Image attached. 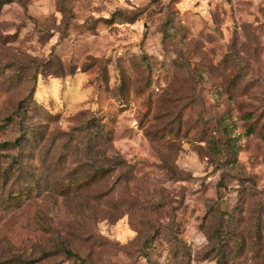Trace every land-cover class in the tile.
<instances>
[{"label":"rangeland","instance_id":"obj_1","mask_svg":"<svg viewBox=\"0 0 264 264\" xmlns=\"http://www.w3.org/2000/svg\"><path fill=\"white\" fill-rule=\"evenodd\" d=\"M0 264H264V0H0Z\"/></svg>","mask_w":264,"mask_h":264}]
</instances>
